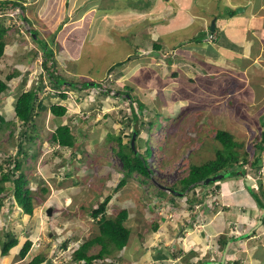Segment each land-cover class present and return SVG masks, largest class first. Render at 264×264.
I'll list each match as a JSON object with an SVG mask.
<instances>
[{"label":"rangeland","instance_id":"374dc122","mask_svg":"<svg viewBox=\"0 0 264 264\" xmlns=\"http://www.w3.org/2000/svg\"><path fill=\"white\" fill-rule=\"evenodd\" d=\"M19 1L26 4L23 7L26 9L23 14L13 12L14 16L6 21L5 28L8 31L4 36L5 55L0 60V77L9 85L0 96V117L5 119V123L0 120V165L6 171L8 168L5 161L10 156L21 160L20 171L27 175L34 197L35 214L31 217L37 216L38 212L45 220V228L39 235L42 240L45 237L51 239L48 251L51 253L53 244L56 245V254L69 248L67 255L62 256V264H73L66 256H70L80 243L98 234V220L92 217L91 211L108 195L112 198L107 206V217H115L122 209L130 212L126 224L132 231L128 246L121 251V255L131 254L136 250L135 245L142 252L157 247L149 244V234L156 232L159 227L162 232L157 231L155 239L167 240L165 225L173 226V235L178 236L169 241L171 245L188 242L185 240L187 232L196 227L191 211L193 205L189 206L190 202L185 201L188 195L178 198L164 191L163 186H180V180L187 175L191 164L200 165L216 157L217 150L223 148L216 140L218 130L232 134L239 144L236 150L241 155L253 153L257 136L264 133V126L261 124V117L264 115L262 59L254 56V49L244 47L240 54L246 58L235 67L238 70H231L223 78L222 74L210 78L202 75V69L196 65L197 62L200 65L205 63L203 57L196 53L206 55V45L200 47L193 41L189 42L192 36L188 37L190 39H187L184 46L188 50L185 54L189 55L190 52L191 58L183 56L179 48L167 59L165 53L169 51L170 54V50L180 46L179 43L184 39L177 43L179 45L171 42L175 39L172 31H169L173 29L170 27L172 24L162 23L163 13L166 16L170 8L165 9L167 4L162 0H158L157 5L148 11L142 10L149 7V0ZM168 1L177 8L175 0ZM234 4H239L236 11L249 5L247 14L254 12L264 16V0H203L204 9L209 12L206 17L216 14L219 18L216 23L219 24L217 34L220 38L223 34L221 27L228 19V9ZM197 5H200L199 0H196L195 9ZM239 15V12L236 13V16ZM24 17H28V25L23 23ZM35 31L39 43L31 34ZM162 32L165 36L159 43L166 44L165 55L152 51L153 41L157 42L156 37L162 35ZM188 34H196L208 42V35L199 30L194 32V27ZM140 45L147 46V49L140 48ZM137 50L141 57L138 56V59L111 72L114 65L126 61ZM37 51L43 54L44 59L54 54L52 59L49 57L47 68L53 70L52 63H55V74L61 78L77 83L99 81L104 90L111 87L117 71L124 72L117 83L120 87L130 86L134 97L146 107L140 112L139 105H134L138 113L145 115L140 136L143 140L149 139L152 155L148 161L151 169L160 171L159 176L152 174L144 182L145 179L135 174L124 187L115 191L124 176L123 164L117 156L118 144L115 140H109V135H121L124 144L131 140L129 135L132 128L127 129L126 123L120 120L121 111L130 114L129 101L116 97V93L105 94L103 89H85L80 84L74 89L61 86V92H68L67 98H59V94L49 83L47 68L39 63V58H43L39 57ZM219 52L222 51L219 49ZM221 54L217 55L222 58L217 59L216 64H223L222 66H229L227 59H234L239 55ZM253 67L256 69L251 73ZM15 72L18 74L9 80L8 76ZM43 83L46 84L45 87H41ZM114 87L116 86L113 85ZM31 89L39 91V99L46 106V109L38 110L34 128L23 126L15 114L16 99L21 92ZM53 103H60L67 108V114L62 119H66L65 123H70L73 127V134L77 139L74 148H62L52 142L51 136L58 124L50 110ZM151 120L154 127L149 130L146 124ZM20 144L24 147L25 154L18 153ZM10 168H13V164ZM7 185L8 196L3 201L7 204L0 206V225H7L9 214L13 213L15 207H19L17 210L20 212L16 214L19 222L25 213L20 206L13 205L16 200L11 191L12 183ZM257 187L258 185L255 186L256 190ZM239 191L246 190L240 186ZM235 192L237 188L232 189V193L221 204L234 207L237 200ZM9 195L14 199L9 201ZM8 205H11L10 208ZM199 207L200 205L197 206ZM245 208L252 211V214L242 213L239 221L243 220L249 227L253 218V225H256L264 210L257 206L255 200L249 207L240 205L243 211ZM215 209L217 207L208 211L214 214ZM48 211H51V215ZM219 211L222 212L217 223L232 219V214L223 212V207L220 206ZM207 216L202 214L201 218ZM213 216L204 221L207 222V228ZM199 221L195 223H204ZM33 222L38 223L35 218ZM185 225L188 229L183 230ZM219 226L222 227L221 224ZM202 228L204 226L201 225L196 229L202 233ZM17 232L14 231L12 237ZM188 237L189 244L193 243L196 251L205 255L204 243H197L198 236L191 235L192 239ZM235 239L230 238V245ZM259 240L262 243L264 237ZM66 242L68 246L63 248ZM162 246L165 247L164 242ZM171 249L177 248L173 246ZM119 254V251L114 250L109 258ZM130 254L124 256L128 257ZM17 259L20 260L21 257L18 256ZM179 264H183V260Z\"/></svg>","mask_w":264,"mask_h":264},{"label":"trees","instance_id":"16d2710c","mask_svg":"<svg viewBox=\"0 0 264 264\" xmlns=\"http://www.w3.org/2000/svg\"><path fill=\"white\" fill-rule=\"evenodd\" d=\"M163 3L171 4L167 0H162ZM0 5H17V0H0ZM158 0H149V7H145L142 11L151 10L157 5ZM119 8L118 6H115ZM231 14L234 15L236 12L233 10ZM6 20L0 19V60L4 55L5 51V40L4 36L7 33V28H5ZM199 40V39H197ZM143 48L147 46L140 45ZM178 46L173 47V50H170V54L167 51V59L169 56H173L174 50L178 49ZM153 52L162 53L164 51V46L158 41H153ZM52 54H50L51 56ZM138 56L141 57L140 52L137 50L134 52V55H131L126 61L116 64L111 68V72L120 69L122 66L127 65L133 59H138ZM176 57H179L177 55ZM210 71V68L206 69ZM17 72L13 75L8 76V79L11 80ZM114 82L111 87L107 89L108 91L115 90L118 93L117 97H122L129 101L130 103V114L121 111L122 122L126 123V128L131 130L130 137L131 140L129 143L124 144L123 138L121 135L114 136L109 135V140H115L118 144L117 156L122 161L123 164V178L118 182L116 190L124 187L129 179L135 174L139 177H142L144 182L151 177V171L149 169L148 157L152 155V149L148 140L141 139V130L143 129L145 123V115L137 112V109L134 105H139L140 112L146 107L143 103L139 102L133 95L132 89L130 86L120 87L117 80L123 76V71H117ZM51 78V85L55 89L59 90L61 86L65 85L66 88L74 89L81 84L82 88L90 89L102 87V83L95 80H87L83 83H77L75 81H69L67 79L61 78L60 75H55L54 73L49 72ZM113 85L116 86L113 88ZM8 83L0 77V96L8 89ZM45 87V85H41ZM123 88V89H122ZM59 97L62 99L67 98L66 93H58ZM46 109V106L43 104L42 100L39 99V91L36 89H31L29 91H23L18 96L15 101V114L18 120L22 123L23 126L30 128L35 127V118L38 114V110ZM52 114L55 116L56 122L58 123L56 129L52 133L51 139L52 142L58 144L62 148H74L76 144V137L73 134V127L71 124H61L58 118H62L66 115L67 108L61 104L53 103L50 108ZM2 123H5L4 117H0ZM126 120V121H125ZM261 124L264 126V116L261 119ZM149 130L154 127V122L151 120L147 124ZM29 139H33L30 138ZM216 140L222 144V149L217 150L216 157L213 160H209L203 164H191L188 168L187 175L180 180V186L177 185H166L167 190H171L172 195L182 198L185 196V193H188L187 201L190 202V205H202L201 209H205L203 213L212 214L210 211L213 206H215V199L220 196L222 193V185L227 182L239 179L240 176L250 174L251 179H246L244 181L245 190L248 195L253 198L258 205L264 209V133L257 136L254 145V151L250 155L249 153H243L242 155L236 150L239 147V144L234 140L232 134L227 131L218 130L216 132ZM18 153H24V147L19 145ZM241 155V156H240ZM13 164V168L10 166ZM21 160L16 156H10L5 161V166L7 170L3 171V165H0V204L3 203L4 199L8 196V183H12V190L14 193V198L17 204L23 209L26 214L33 215L35 212V203L33 192L29 188V180L27 175L24 172H21ZM20 172V173H19ZM258 185L257 190L254 185ZM202 189V190H201ZM161 193V191H159ZM186 193V194H187ZM190 193L193 196H190ZM214 200L211 201V198ZM111 195L106 196V198L91 211L92 217L98 219V234L92 237L90 240L83 243L80 248L74 254V260L77 262L84 261L85 264H94L98 260H103L106 256L111 255L114 250H123L128 246V241L131 235V227H128L126 222L129 219V211L127 209H122L119 211L115 217H107L106 210L107 206L111 201ZM186 201V202H187ZM214 209V208H213ZM235 207H227V210L233 214V221L236 220L237 215L233 212H237ZM201 213L198 211L193 215V220L200 222L199 218ZM260 224H264V214L260 218ZM192 225V224H191ZM156 229V227H155ZM232 231V229H231ZM11 234V233H10ZM7 234V241L2 244V255H7L9 251L15 247L18 243V237L13 234ZM220 247L225 249L227 243L230 242V238H221ZM32 245V241L27 240L23 247L20 250V256L23 258L29 252ZM66 246V244H65ZM99 246L100 248H98ZM96 249V250H95ZM95 250V251H94ZM45 254H39L32 260V264H40L45 260ZM178 257L176 253L173 254ZM121 254L112 258V263L110 264H119L121 259ZM196 256L195 251H191L188 254L189 257ZM187 258V260H188ZM184 259L186 264L188 261ZM196 264H218L216 261H211L206 259L200 261Z\"/></svg>","mask_w":264,"mask_h":264},{"label":"crops","instance_id":"0c3cea01","mask_svg":"<svg viewBox=\"0 0 264 264\" xmlns=\"http://www.w3.org/2000/svg\"><path fill=\"white\" fill-rule=\"evenodd\" d=\"M175 1L178 4L177 8L172 6V4H167V6L165 7V9L169 7L170 10L168 9L166 16L163 13L162 23L169 24L171 22L172 24L170 27H172L173 29L169 31H172V34L174 35L175 39L171 42L177 44L179 43V41H181V39H184L181 43H179L181 45L178 47L180 48L182 55L187 56V54L185 53L188 50H186V48L184 47L186 45L185 42L187 41V39H190L195 35V34L194 35L188 34V31L192 29V27H194V32L197 30H199L200 32H203V31L205 32L207 31V29L210 27V24L212 23L211 19L214 18L215 22H218L219 18L217 17L216 14H212L211 16L206 17V14L208 15L209 12L204 9L205 7L203 6V0L200 1V5H197V9H195L196 4H192V0H175ZM238 5L239 4H234V5H231V7H238ZM246 10H247V7H246ZM246 10L242 12V13H245V15L240 14L239 16H233V17L227 16L228 18L227 21L221 27L223 34H222V38H220V41H219V44L221 46L220 51L222 52H219V49H215L213 47H211L210 49V47L206 46L205 48L207 52L206 59L209 62H213V63H217V59L222 58V56H217L221 53H225V55L232 54V53L239 54L237 55V58L227 59L230 63L228 64L229 66H222L223 64H216V65L211 64L212 66L215 67L212 73H216V74H219L220 72L230 73L231 70H238L235 67L240 64V61L242 59L245 60L246 58L245 55L240 54L243 51L244 47L254 49L256 51L255 54L261 53L264 50L263 45L258 41V37L264 38V16H261V14H256L254 12L247 14ZM177 26L178 28H175ZM218 28H219V24H218ZM163 36L165 35H163V32H162V35L156 37V39H158L157 40L158 43L163 40L162 38ZM189 36H192V37L188 38ZM162 45L164 46L166 44H162ZM198 46L201 47V45H198ZM140 48L142 47L140 46ZM144 49H147V48H144ZM208 53H211V55H209ZM188 54H191V53L189 52ZM248 54L251 55L250 53ZM229 57H232V56H229ZM211 59H215V60H211ZM208 67L209 66H206V68ZM245 67L246 66H244V68ZM251 69L250 70L252 73L256 69V67H253ZM60 123L65 124V121L61 119ZM225 184H228V185H226L221 191L224 193L226 197L227 195H230L232 193V189H234L235 187H233L232 181L227 182ZM229 188L231 189V191ZM235 193H236L235 197L237 198V200L234 202L235 204L234 207L236 208L234 210H236L237 212H233V213L237 215L236 220H235L237 221V224L235 222L234 226H232V222H234L233 217L231 220L225 219V222L217 223L219 218H221L219 217V214L222 211H219L217 213H214L215 215L213 216V218H211V222L209 223V228H207L206 224H203V223L200 225H196L195 222L197 221H195L193 224L196 225V227L192 229L190 232H187L188 235L185 237V240L186 241L188 240V242L183 243V244L181 242H177L174 245H171L169 243V241L171 239H174L175 237L173 235L175 231L171 229V227L173 228V226L168 227L167 225H165L167 229V231L165 232H168L167 233L168 239L166 240L163 238L157 241L155 239L156 232L157 231H158L157 233L162 232L160 231V228L158 227L156 229V232L152 233L151 235L149 234L150 236L149 244L152 246L157 245V247H155L154 249L149 248L145 252H142L141 250H139L138 245H135L136 250L133 249L134 251L131 252V254L130 253L122 254L119 264H179L182 260H183V264L184 263L186 264L184 259L187 260L188 258L187 253L189 251L196 252V256L192 258L191 257L188 258L187 261L190 264H196L206 259H210V260L212 259L211 261H217V262H220L221 264H264V241H262L261 243L259 240L261 237H264L263 236L264 226L257 229V226L253 225L254 224L253 218H252V222L250 223L249 227L245 225L243 220L239 221L240 216H242V213L252 214V211H248V209L246 208L244 211L243 209H240V205H248L249 207V205L252 204L254 199L251 198L246 191H237ZM9 197H10L9 199L10 201L12 196L9 195ZM242 201H244V203H241ZM5 204L7 203L4 202L0 204V206L4 207ZM13 205L19 206L17 202L13 203ZM8 206H9L8 208H10L11 205H8ZM18 208L19 207H15L13 213L9 214L10 218H9V221L7 222V225L6 223H3V225H0V234H1L0 235V264H32V260L36 256H38L39 254H46V251L48 248L47 242H50L51 240L50 238L45 237L44 244H42V247L40 249L33 248L29 252L28 256H26L23 259L18 260L17 257L24 243L27 240L33 241L36 238H39V237L41 238L39 234H42V230H44L45 228V220L41 218V213L39 215L38 212H37V216L35 215L32 217L31 215L24 213V216L22 217L23 219L20 220L22 222L21 224V222H19V220L16 219L17 218L16 214L20 212L19 210H17ZM199 212L201 213V215L203 214L204 216L209 215L207 214V212L203 213L202 209H200ZM209 217L207 216L206 218H209ZM33 218H35V220H37L38 223L33 222ZM199 219L203 221V219L205 218L202 219L200 217ZM1 220H2V217H0V221ZM14 220L16 221V223H13ZM219 224H221L222 227L219 226ZM186 225H185V228H183V230L188 229L186 228ZM201 225L204 226V228H202V231H203L202 233L198 229H196V228H199ZM231 229L232 230L234 229V233H238L243 236L237 237L234 242L235 244L233 243L234 245L233 244L230 245L228 243L226 246L227 250L223 251L219 249L216 245H218V243L221 242L220 241L221 238L223 237L225 238V234L228 233V231H231ZM14 231H18L16 233L18 237V243L15 247H13L9 251L7 255H2V252H1L2 244L7 241L6 239L7 234H10L11 232H14ZM191 235L198 236L197 243L201 245H202V242L204 243L203 246L205 250V255H202V253H198L196 251V248L193 247V243L188 245L190 242L188 236H190V238L192 239ZM221 235L223 237H221ZM218 239L220 242L217 241ZM165 241H168V243L165 244L166 243ZM159 242H162V244L164 242L165 247H163L162 244L159 245ZM176 245H179L180 248L176 249V251H173V253H171L170 252V250H172L171 248H173V246H176ZM126 248L127 246L124 249ZM180 251L181 253L177 254V255H180V257L178 258H176V256L174 257L173 254L180 252ZM169 252H170V255H169ZM125 254H130V255L126 257L124 256ZM46 260L47 259H45L44 261ZM41 264H45V262H42Z\"/></svg>","mask_w":264,"mask_h":264},{"label":"clouds","instance_id":"9594fccd","mask_svg":"<svg viewBox=\"0 0 264 264\" xmlns=\"http://www.w3.org/2000/svg\"><path fill=\"white\" fill-rule=\"evenodd\" d=\"M18 1V4L17 5H11V4H8V5H4V6H2L1 5V9H0V19L3 17V18H6L5 20L7 21L8 20V18H12L14 15H13V12H17V13H22L23 14V11H25L24 9H26V7L23 9V7L24 6H26V4L24 5V3H21L22 1H19V0H17ZM168 1V0H167ZM199 1H201V0H199ZM250 2H248V4H249ZM192 4H196V0H192ZM178 5V4H177ZM250 5V4H249ZM249 5L248 6H243V7H240L242 10H241V12H239L240 14L242 13V12H244V10H246V7L248 8L249 7ZM231 7V6H230ZM235 8L236 7H232V8H229L228 9V16L229 17H233V16H236V14H234V15H232L231 14V11H235L236 13H238L236 10H235ZM23 16V15H22ZM214 20V19H213ZM212 20V23H211V25H210V27L207 29V31H205V33L208 35V42L207 41H203L200 37H198V35H194L192 38H191V40L189 41V42H191V41H193L195 44H197V45H201V46H203V45H206L207 47H213L212 45H216V47H219V49H221V46H220V44H219V41H220V37L218 36V31H219V28H218V25H217V23L215 22V20L213 21ZM23 23L24 24H26V25H28L29 23H28V17H24L23 18ZM212 28L214 29V30H212ZM8 31V30H7ZM204 32V31H203ZM32 35H33V37H35V40L39 43V41H38V35H37V33H36V31L35 32H33V33H31ZM257 36H258V34H257ZM197 39H199V40H197ZM258 41L263 45V49H264V38L263 37H258ZM6 43V42H5ZM212 44V45H211ZM6 47V46H5ZM216 47H213V48H216ZM139 51V50H138ZM175 51V50H174ZM140 52V51H139ZM37 54H40L39 53V51H37L36 52ZM144 54H146V53H144ZM163 54H164V52H163ZM165 54H167V53H165ZM164 54V55H165ZM180 54V53H179ZM197 55H199V56H201V57H203V60L205 61V63L203 64V65H200V63H198L197 62V66H199L201 69H202V73L201 74H203L204 76H208V77H210V78H214V77H217V76H219L220 74H222V78L224 77V74H226L227 72H220L219 74H216V73H212L213 72V70H214V66H212V65H216V63H213V62H209L206 58V55H202V54H200V53H196ZM4 55H5V51H4ZM3 55V56H4ZM163 55V56H164ZM53 56H54V54H52L51 56H49L51 59L53 58ZM259 57L260 59H262V61H260V64L261 63H264V50L261 52V53H258V54H255V57ZM39 57H42L43 59H41V58H39V63H40V65H43L44 64V66H45V68H47V62H48V60H49V57L47 58V59H44V56H43V54H40L39 55ZM187 57L188 58H191V54H189V55H187ZM176 58H178V57H176ZM209 63V64H208ZM53 65V70H48V68H47V70H48V76H47V78H48V80H49V83H50V85H51V78H50V75H49V72H51V73H56L55 71H56V69H55V63H52ZM212 64V65H211ZM192 65H194V64H192ZM195 66V65H194ZM206 66H209L208 68H210V71H206V69H208V68H206ZM203 67V68H202ZM204 72V73H203ZM55 75H58V74H55ZM117 75V74H116ZM115 75V76H116ZM123 75H124V72H123ZM115 78V77H114ZM44 84V83H43ZM45 86H46V84H44ZM52 86V85H51ZM80 86H81V84H80ZM53 87V89H55V87L54 86H52ZM63 87V86H62ZM65 87V86H64ZM98 89H103V86L102 87H97ZM109 89V88H108ZM225 88H222V90H224ZM55 91H56V93L58 94V93H66L67 94V90H63L62 92H61V90H57V89H55ZM103 93H105V94H111L112 93V95H115V93H116V91L115 90H111V91H108L107 89H103ZM117 95H118V93H116ZM117 95H116V97H117ZM123 98H124V96H122ZM60 98V97H59ZM118 98H121V97H118ZM57 105L58 104H60V103H56ZM62 105V104H61ZM64 106V105H63ZM66 107V106H65ZM66 114H67V112H66ZM264 116V115H263ZM262 116V117H263ZM65 117V116H64ZM262 117H261V119H262ZM63 118V117H62ZM62 118H60V120L62 119ZM64 121H66V119L64 120ZM65 124H67V125H69L70 123H65ZM263 126V125H262ZM56 144V143H55ZM58 145V144H57ZM59 146V145H58ZM150 157V156H149ZM149 157H148V159H149ZM149 162V161H148ZM149 169H151V167H150V164H149ZM250 174H247V176L246 175H244V176H240V178L239 179H236V180H233L232 181V183H233V187H235V188H237V191H239V187L240 186H243L244 188H245V185H244V181H246V179L248 178V179H251V177L249 176ZM151 177H152V174H151ZM241 184V185H240ZM226 185H228V184H223L222 185V188H224ZM255 186H257L256 184L254 185V187ZM163 189H164V191H166V192H169L170 194H172V192H171V190H167L164 186H163ZM202 190V189H201ZM187 193V192H186ZM185 193V195H188V193L186 194ZM193 196V195H192ZM189 197H191V196H189ZM182 198H184V196L182 197ZM187 199H188V197H186L185 198V201H187ZM212 200H214V198L212 197L211 198V201ZM225 200V195H224V193L222 192V193H220V196L219 197H217L216 199H215V206H213L212 208H215V207H217V209H215V211H216V213L217 212H219V207L221 206V207H223V212H230V211H228L227 210V207H230L231 205H228V206H226V205H222L221 204V202L222 201H224ZM256 202V201H255ZM217 204H220V205H217ZM256 204H257V202H256ZM189 206H191V205H189ZM197 206H198V204H196V205H193L192 206V208H191V211L193 212V215H195V213L196 212H198V211H200V209H201V204H200V207L199 208H197ZM257 206L258 207H260V208H262L260 205H258L257 204ZM170 209H172V211H173V207H171ZM263 209V208H262ZM264 210V209H263ZM207 214H209V213H207ZM206 214V215H207ZM263 214H264V211H263V213H262V216H263ZM210 216L211 215H215V214H209ZM201 217V216H200ZM203 219V218H202ZM224 219V218H223ZM96 220H98V219H96ZM200 220V219H199ZM205 220H207V218H205V219H203V222L205 221ZM259 221H260V218L258 219V221H257V224H256V226H257V229L258 228H261V227H263L264 226V224L262 225V224H260L259 223ZM235 222H236V224H237V221H234V222H232V226H234L235 225ZM199 223V222H198ZM201 223H202V220H201ZM207 222H204L203 224H206ZM197 225V224H196ZM196 225H194V226H196ZM157 226H159V225H157ZM184 234V233H183ZM175 236V235H174ZM222 236V235H221ZM239 236H243V235H241V234H238V233H234V229L232 230V231H228V233H226L225 234V238L227 239V238H232V239H235V238H237V237H239ZM175 238V237H174ZM176 238H178V237H176ZM44 241H45V239L43 238V240L39 237V238H36L35 240H33L32 241V245H31V248H30V250H29V252L33 249V248H38V249H40L41 247H42V244H44ZM217 241H219V239L217 240ZM86 242V241H85ZM85 242H82V243H80L79 244V246L77 247V248H75V249H73V251H72V254L70 255V256H66L67 258H70V262H74L73 264H85V262L84 261H80V262H77V261H75L74 260V254H75V252L80 248V246L83 244V243H85ZM220 242V241H219ZM48 243L49 242H47V245H48ZM25 244V243H24ZM65 244H66V246H65ZM228 244V243H227ZM229 244H230V242H229ZM74 245H77V244H74ZM218 245H219V249H221V250H223V251H225V250H227V248L225 247V249H222V247H220L221 245H220V243H218ZM68 246V242H66V243H64V246H63V248H65V247H67ZM177 246V249H178V245H176ZM47 247V246H46ZM48 247H49V245H48ZM53 247L54 248H52V250H51V253H50V251H48V248H47V251H46V254L48 255V257H47V255L45 254L44 256H45V259H47L46 261H43V262H45V264H62V256L63 255H67V252H69V248H65L66 249V251L65 250H61V253L60 252H58L57 254H56V252H55V247H56V245H54L53 244ZM183 247V246H182ZM181 247V248H182ZM58 248V247H57ZM96 250V249H95ZM94 250V251H95ZM124 250V249H123ZM122 250H119V252H120V254L122 253L121 252ZM173 251H176V250H170V252L171 253H173ZM29 252L27 253V255H25L23 258H25L26 256H28V254H29ZM190 252V251H189ZM189 252L187 253V255L189 254ZM181 253V251L179 252V254ZM177 255V254H176ZM18 256H20V252H19V255ZM109 256H111V255H108V256H106L103 260H98L97 262H95L94 264H98L99 262L101 263V264H110V263H112L111 261H112V257H110L109 258ZM21 257V256H20ZM175 257V256H174ZM178 257H180V255H178ZM178 257H176V258H178ZM22 257H21V259H23ZM114 258V257H113ZM175 258V259H176ZM212 260V259H211ZM217 262V261H216ZM42 263V262H41ZM40 263V264H41ZM218 264H221L220 262H217Z\"/></svg>","mask_w":264,"mask_h":264},{"label":"bare ground","instance_id":"6f19581e","mask_svg":"<svg viewBox=\"0 0 264 264\" xmlns=\"http://www.w3.org/2000/svg\"><path fill=\"white\" fill-rule=\"evenodd\" d=\"M149 163V162H148ZM150 164V163H149ZM150 171H151V174H154V175H156V176H159L158 175V173H160V171L158 170V169H150ZM154 171V172H153ZM159 171V172H158ZM190 245V244H189Z\"/></svg>","mask_w":264,"mask_h":264},{"label":"water","instance_id":"95a60500","mask_svg":"<svg viewBox=\"0 0 264 264\" xmlns=\"http://www.w3.org/2000/svg\"><path fill=\"white\" fill-rule=\"evenodd\" d=\"M241 8H239L238 10H237V12H241ZM212 30H214L213 28H212ZM48 213H49V215H51V211H48Z\"/></svg>","mask_w":264,"mask_h":264}]
</instances>
